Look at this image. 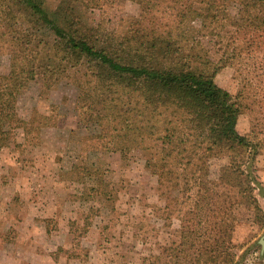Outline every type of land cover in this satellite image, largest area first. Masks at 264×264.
Returning a JSON list of instances; mask_svg holds the SVG:
<instances>
[{"label":"trees","instance_id":"trees-1","mask_svg":"<svg viewBox=\"0 0 264 264\" xmlns=\"http://www.w3.org/2000/svg\"><path fill=\"white\" fill-rule=\"evenodd\" d=\"M135 1L139 16L109 30L89 15L116 0H0V50L10 55L9 71L0 74V150L19 127L32 137L45 118L18 112L30 82L51 88L72 73L79 122L96 128L83 137V151L141 150L167 207H181L180 240L160 253L166 264H236L240 209L264 226L251 170L258 143L238 129L243 90L264 100V0ZM200 31L214 37L218 59ZM228 64L240 75L243 65L253 68L237 95L215 79ZM252 131L264 134V119L254 117ZM222 156L229 161L213 178L210 161ZM93 173L101 184L103 172Z\"/></svg>","mask_w":264,"mask_h":264},{"label":"rangeland","instance_id":"rangeland-1","mask_svg":"<svg viewBox=\"0 0 264 264\" xmlns=\"http://www.w3.org/2000/svg\"><path fill=\"white\" fill-rule=\"evenodd\" d=\"M49 1L52 6L58 2ZM140 13L137 1L116 0L108 10L95 9L89 16L116 30L123 20ZM198 35L218 59L214 37L205 31ZM4 50L0 74L10 69V55ZM248 65H243L241 75L225 65L215 79L237 95L253 70ZM79 92L74 74L68 73L51 88L33 80L18 96L22 118L36 113L45 118L32 137L19 127L15 140L0 150V264H154L150 258L155 255L162 257L156 264H166L160 253L180 240L181 207H167L170 200L146 167L141 150L83 151V137L96 128L79 122ZM258 93L248 86L243 90L238 129L258 143L251 170L264 207V134L252 131L254 117L264 119V100ZM228 161L227 156L212 158L211 176L217 178ZM95 167L103 172L101 184L90 174ZM239 215L236 264H264V226L256 224L246 208Z\"/></svg>","mask_w":264,"mask_h":264},{"label":"water","instance_id":"water-1","mask_svg":"<svg viewBox=\"0 0 264 264\" xmlns=\"http://www.w3.org/2000/svg\"><path fill=\"white\" fill-rule=\"evenodd\" d=\"M263 245H264V243H263Z\"/></svg>","mask_w":264,"mask_h":264}]
</instances>
